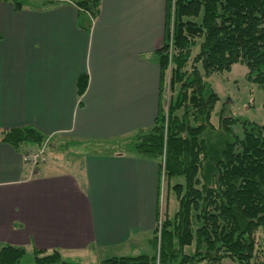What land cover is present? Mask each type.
Segmentation results:
<instances>
[{
	"label": "crops",
	"instance_id": "obj_1",
	"mask_svg": "<svg viewBox=\"0 0 264 264\" xmlns=\"http://www.w3.org/2000/svg\"><path fill=\"white\" fill-rule=\"evenodd\" d=\"M0 2V131L31 127L48 140L110 142L150 128L162 104L167 0H101L90 31L74 0ZM88 76L82 96L78 78ZM0 141V246L100 261L150 254L162 171L128 152H86L34 168Z\"/></svg>",
	"mask_w": 264,
	"mask_h": 264
},
{
	"label": "trees",
	"instance_id": "obj_2",
	"mask_svg": "<svg viewBox=\"0 0 264 264\" xmlns=\"http://www.w3.org/2000/svg\"><path fill=\"white\" fill-rule=\"evenodd\" d=\"M23 8L21 0H0ZM78 24L90 31L101 0H74ZM2 36L0 34V43ZM161 68L162 104L153 125L129 137L132 151L160 165L178 209L158 220L155 253L112 256L87 264H264L257 232L264 230V123L235 117L210 82L213 74L246 65L245 78L264 87V0H167L164 44L155 52ZM169 71V99L163 106ZM88 76L78 78L83 95ZM240 122L242 136L233 126ZM46 137L31 127L0 131V141L40 147ZM160 214V213H159ZM26 248L0 246V264H18ZM33 264H86L61 251L38 248ZM262 255V257H261Z\"/></svg>",
	"mask_w": 264,
	"mask_h": 264
},
{
	"label": "rangeland",
	"instance_id": "obj_3",
	"mask_svg": "<svg viewBox=\"0 0 264 264\" xmlns=\"http://www.w3.org/2000/svg\"><path fill=\"white\" fill-rule=\"evenodd\" d=\"M247 72V67L244 64L236 63L233 65L231 71H226L219 74H213L210 77V82L213 88L218 93L220 100L216 105V110L212 115V121L216 124L218 122V111L225 106L227 113L235 117H241L249 119L256 123H264V87L259 86L256 83H252L245 78ZM169 71L167 72L166 78V90L163 96V106L167 110L168 99H169ZM234 132L242 136L243 130L241 123L238 122L233 126ZM46 151L49 150V160L51 161H72L76 154L90 153V152H128L129 137L120 138L110 142H102L99 144L87 143L80 145L77 142H65L59 144L55 140H48L46 138L45 142ZM42 144V145H43ZM76 162L78 159H76ZM70 161V162H71ZM162 193H161V204H160V221L163 219L165 212L172 214L178 209V201L175 197L173 191H171V185L176 182H182V177H174L167 183L165 175L162 176ZM257 239L259 241V248L264 252V230L259 229L257 234ZM152 239V238H151ZM150 239V242H151ZM152 243V242H151ZM153 250L149 255L155 253L154 244H152ZM32 252L28 251V254L21 259L18 264H33L31 263ZM62 256L66 259H71L79 261L82 263H92L90 261H84L81 259H75L70 256ZM148 254V253H147ZM262 257V255H261ZM98 262V261H94ZM208 264V263H204ZM222 264H236L231 259H225Z\"/></svg>",
	"mask_w": 264,
	"mask_h": 264
},
{
	"label": "built area",
	"instance_id": "obj_4",
	"mask_svg": "<svg viewBox=\"0 0 264 264\" xmlns=\"http://www.w3.org/2000/svg\"><path fill=\"white\" fill-rule=\"evenodd\" d=\"M45 145L46 144H43L37 148L26 149L24 152L25 163L31 165L34 168L45 163L47 160V151Z\"/></svg>",
	"mask_w": 264,
	"mask_h": 264
}]
</instances>
